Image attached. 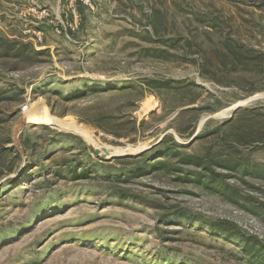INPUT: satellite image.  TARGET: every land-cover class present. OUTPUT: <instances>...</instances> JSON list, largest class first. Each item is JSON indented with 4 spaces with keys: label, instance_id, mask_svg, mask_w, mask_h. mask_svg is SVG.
<instances>
[{
    "label": "rangeland",
    "instance_id": "rangeland-1",
    "mask_svg": "<svg viewBox=\"0 0 264 264\" xmlns=\"http://www.w3.org/2000/svg\"><path fill=\"white\" fill-rule=\"evenodd\" d=\"M57 2L0 0V264H264V0Z\"/></svg>",
    "mask_w": 264,
    "mask_h": 264
},
{
    "label": "trees",
    "instance_id": "trees-1",
    "mask_svg": "<svg viewBox=\"0 0 264 264\" xmlns=\"http://www.w3.org/2000/svg\"><path fill=\"white\" fill-rule=\"evenodd\" d=\"M226 49L228 51V53L233 55V58L236 62L241 63L242 66H244L245 68L249 67L251 64H254L259 70H262V72L264 71V53L259 52L255 49H250L248 47H246L245 45H233L229 42L225 43ZM6 50L9 48V45L5 47ZM8 55V51H6V57ZM16 57V56H14ZM18 58V57H17ZM168 84V83H167ZM166 83H163L161 86L162 87H166L167 86ZM241 115L244 114H248L247 111H244V113H238ZM235 120H231L228 123V125H233L235 122ZM136 129V128H135ZM224 131V130H223ZM222 133V131H220ZM218 132V134L220 135L221 133ZM193 134V133H192ZM192 136V135H191ZM202 137H199V139ZM198 138L194 139L197 140ZM165 144V142H163L161 144V147ZM174 148H183V146H180L179 144H175L172 148L171 151L174 150ZM126 158L123 159H119V161H126ZM184 162H192L195 163L197 165H201L203 168L204 167H210L211 166V161H207V163L205 161H203L202 159L198 158V157H194V156H186L185 158H183ZM158 165H161L160 163H158ZM165 165V164H164ZM232 169H236L238 167H240V164H232V166H230Z\"/></svg>",
    "mask_w": 264,
    "mask_h": 264
},
{
    "label": "built area",
    "instance_id": "built-area-1",
    "mask_svg": "<svg viewBox=\"0 0 264 264\" xmlns=\"http://www.w3.org/2000/svg\"><path fill=\"white\" fill-rule=\"evenodd\" d=\"M73 1H76V0H73ZM80 1L84 3L86 6H89V8H91L92 10L95 9V6H93L92 0H80ZM32 11H33L32 13H34V15L37 17L38 20H45V18H49L51 16L48 9L41 10L36 7ZM74 13H76L75 9H74Z\"/></svg>",
    "mask_w": 264,
    "mask_h": 264
},
{
    "label": "water",
    "instance_id": "water-1",
    "mask_svg": "<svg viewBox=\"0 0 264 264\" xmlns=\"http://www.w3.org/2000/svg\"><path fill=\"white\" fill-rule=\"evenodd\" d=\"M241 106H237V108L235 109V111H237V109H239ZM124 156H127V155H124Z\"/></svg>",
    "mask_w": 264,
    "mask_h": 264
},
{
    "label": "crops",
    "instance_id": "crops-1",
    "mask_svg": "<svg viewBox=\"0 0 264 264\" xmlns=\"http://www.w3.org/2000/svg\"><path fill=\"white\" fill-rule=\"evenodd\" d=\"M61 2V0H58V2L57 3H60Z\"/></svg>",
    "mask_w": 264,
    "mask_h": 264
}]
</instances>
